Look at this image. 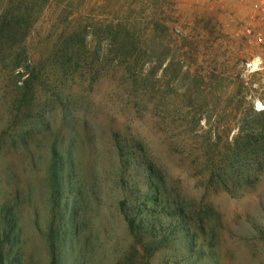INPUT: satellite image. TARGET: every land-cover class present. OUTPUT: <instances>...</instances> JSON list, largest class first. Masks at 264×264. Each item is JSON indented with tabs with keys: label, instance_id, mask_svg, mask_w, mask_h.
I'll list each match as a JSON object with an SVG mask.
<instances>
[{
	"label": "rangeland",
	"instance_id": "rangeland-1",
	"mask_svg": "<svg viewBox=\"0 0 264 264\" xmlns=\"http://www.w3.org/2000/svg\"><path fill=\"white\" fill-rule=\"evenodd\" d=\"M237 2L50 1L27 42L31 104L0 64V264H264V69L225 34ZM63 28L76 71L54 54ZM116 132L165 173L189 235L131 226L134 194L154 192Z\"/></svg>",
	"mask_w": 264,
	"mask_h": 264
},
{
	"label": "trees",
	"instance_id": "trees-1",
	"mask_svg": "<svg viewBox=\"0 0 264 264\" xmlns=\"http://www.w3.org/2000/svg\"><path fill=\"white\" fill-rule=\"evenodd\" d=\"M51 0H0V64L6 66L17 82L20 101L29 105L34 100L36 82L43 73L41 66L36 63L28 46L35 22ZM63 28L58 36L54 54L61 62L62 67L76 71L75 61V35ZM126 42V41H125ZM111 45L118 48H125ZM55 57V56H54ZM67 66V67H66ZM20 82V83H19ZM255 114L264 119V110ZM262 132V128H255L254 132ZM258 135L253 133L252 136ZM116 146L123 167L133 170H144L148 177V187L153 195H145V201L139 202L142 191L134 194L136 205L126 208L131 213L138 212L129 219L134 229H143L145 233L155 240L165 241L171 235H176L184 229L189 235L191 232V219L185 202L178 196H173L167 191L165 173L156 165L145 145L137 138L115 133ZM152 202L153 205H148ZM125 205L126 202H123ZM135 214V213H134ZM139 215V216H138ZM162 217L170 218V223L165 226ZM170 230V231H168ZM160 237V238H159ZM1 264H7L2 262Z\"/></svg>",
	"mask_w": 264,
	"mask_h": 264
},
{
	"label": "built area",
	"instance_id": "built-area-1",
	"mask_svg": "<svg viewBox=\"0 0 264 264\" xmlns=\"http://www.w3.org/2000/svg\"><path fill=\"white\" fill-rule=\"evenodd\" d=\"M237 8L232 13L239 18L225 22V34L251 49L253 58L248 61L251 71L264 69V0H238Z\"/></svg>",
	"mask_w": 264,
	"mask_h": 264
}]
</instances>
